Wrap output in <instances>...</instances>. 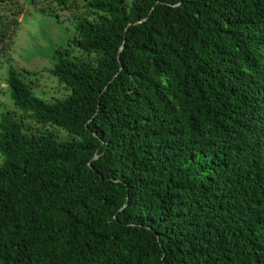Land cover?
I'll list each match as a JSON object with an SVG mask.
<instances>
[{"label": "trees", "instance_id": "obj_1", "mask_svg": "<svg viewBox=\"0 0 264 264\" xmlns=\"http://www.w3.org/2000/svg\"><path fill=\"white\" fill-rule=\"evenodd\" d=\"M86 2L47 100L0 0V264H264V0Z\"/></svg>", "mask_w": 264, "mask_h": 264}, {"label": "rangeland", "instance_id": "obj_2", "mask_svg": "<svg viewBox=\"0 0 264 264\" xmlns=\"http://www.w3.org/2000/svg\"><path fill=\"white\" fill-rule=\"evenodd\" d=\"M38 1L39 5L35 7L27 0L26 5L21 0L24 4L23 13L19 16L20 24L15 35V47L10 53L13 63L22 72L27 73L26 80L30 82L36 96L47 100L61 99L69 92L55 76L49 73L55 62L53 55L58 50L69 48V39L75 32V18L90 17V13L86 0H80L74 6L66 10L58 9L56 12L48 9L43 11L40 8L42 6L55 8L54 0ZM29 71L38 73L32 77L28 74ZM2 87H7L4 80ZM0 101L11 107L8 93H0ZM29 125L38 131L42 129L35 122ZM61 138L66 139L67 135L61 133Z\"/></svg>", "mask_w": 264, "mask_h": 264}]
</instances>
